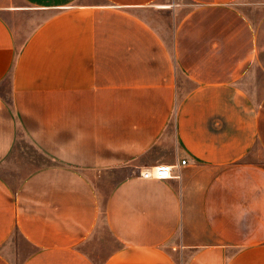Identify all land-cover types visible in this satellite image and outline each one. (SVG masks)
<instances>
[{
	"label": "crops",
	"instance_id": "1",
	"mask_svg": "<svg viewBox=\"0 0 264 264\" xmlns=\"http://www.w3.org/2000/svg\"><path fill=\"white\" fill-rule=\"evenodd\" d=\"M262 156L264 0H0V264H264Z\"/></svg>",
	"mask_w": 264,
	"mask_h": 264
},
{
	"label": "rangeland",
	"instance_id": "2",
	"mask_svg": "<svg viewBox=\"0 0 264 264\" xmlns=\"http://www.w3.org/2000/svg\"><path fill=\"white\" fill-rule=\"evenodd\" d=\"M20 144L24 145L25 147H27V142L25 141H21ZM16 154V153H15ZM14 157V155H13ZM262 159L264 160V157L262 156ZM46 161L43 160L41 161L40 163H45ZM27 168V167H26ZM30 170V168H27L26 170H22L24 172H28ZM21 172V171H20ZM2 173L4 174V176H6L7 178L9 179H13L15 177V175L12 173V171L6 169V168H3L2 170ZM109 186V183L105 184L104 186L102 187H99V190L102 192V194L104 195L106 192H107V187ZM101 232L104 236L107 237V234H106V230H105V227H104V223L103 221H101ZM112 248V245H111V242L110 241H102L100 242L99 244H93L91 246V251H93L92 253H97L99 255H103L105 254L106 252H108V250ZM98 260H100V258H97Z\"/></svg>",
	"mask_w": 264,
	"mask_h": 264
},
{
	"label": "built area",
	"instance_id": "3",
	"mask_svg": "<svg viewBox=\"0 0 264 264\" xmlns=\"http://www.w3.org/2000/svg\"><path fill=\"white\" fill-rule=\"evenodd\" d=\"M186 160L181 161V165H184ZM174 166L159 164L152 167H148L140 172L139 176L143 179H153V180H168L174 177L173 175Z\"/></svg>",
	"mask_w": 264,
	"mask_h": 264
}]
</instances>
